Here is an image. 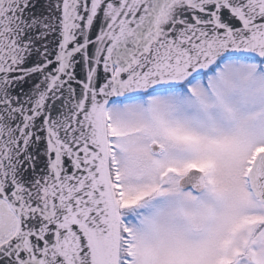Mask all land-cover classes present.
Here are the masks:
<instances>
[{
    "label": "snow or ice",
    "instance_id": "6c2138e0",
    "mask_svg": "<svg viewBox=\"0 0 264 264\" xmlns=\"http://www.w3.org/2000/svg\"><path fill=\"white\" fill-rule=\"evenodd\" d=\"M0 264H264V0H0Z\"/></svg>",
    "mask_w": 264,
    "mask_h": 264
}]
</instances>
